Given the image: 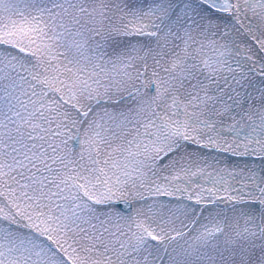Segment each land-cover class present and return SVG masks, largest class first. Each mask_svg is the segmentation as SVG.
Masks as SVG:
<instances>
[{
	"label": "snow or ice",
	"instance_id": "1",
	"mask_svg": "<svg viewBox=\"0 0 264 264\" xmlns=\"http://www.w3.org/2000/svg\"><path fill=\"white\" fill-rule=\"evenodd\" d=\"M0 264H264V0H0Z\"/></svg>",
	"mask_w": 264,
	"mask_h": 264
}]
</instances>
